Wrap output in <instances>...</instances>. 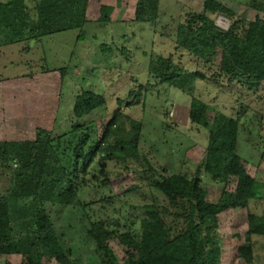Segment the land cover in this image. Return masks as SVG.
I'll use <instances>...</instances> for the list:
<instances>
[{
    "label": "trees",
    "instance_id": "1",
    "mask_svg": "<svg viewBox=\"0 0 264 264\" xmlns=\"http://www.w3.org/2000/svg\"><path fill=\"white\" fill-rule=\"evenodd\" d=\"M89 0H31L30 15L25 0H0V47L39 44L55 34L82 30L88 22ZM116 0L115 5L119 6ZM159 0H136L135 24H154L158 18ZM257 15L253 21L238 17L225 6L204 0L202 13H187L176 27L174 50L193 59L197 69L186 70L173 56L150 61L148 74L157 84L168 85L189 98V124L205 132L204 155L191 176L159 174L139 154V122L130 121L135 133L120 135L113 129L120 113L116 110L100 138L91 121L95 111L105 106L99 95L89 90L76 95L67 132L53 135L37 128L33 141H0V258L10 264L12 256L20 264H118L108 248L117 241L124 255L122 264H221L222 240L218 217L229 210H248L250 201L260 198L263 179L246 172V162L237 153L240 117L227 118L193 97V81L225 83L258 94L264 91V1L249 0L246 5ZM113 12L109 5L99 7L96 22L106 24ZM223 17L230 24L225 31L214 25ZM66 69L34 71L27 76L56 72L59 85ZM224 84V85H225ZM222 85V84H221ZM224 87V86H223ZM129 92L127 100L139 103ZM127 118V117H125ZM128 119V118H127ZM262 157H260V161ZM143 165L142 182L124 183V190L114 194L107 165L122 166L129 172L135 163ZM202 175L220 186L215 203L207 200L201 188ZM126 176V175H125ZM101 190L100 194L96 191ZM104 190V191H103ZM145 191L150 201L140 208H126L121 198ZM154 192L156 195L152 194ZM81 197V198H80ZM118 205V206H117ZM59 212V213H58ZM65 215L67 229L81 236L79 256L57 228ZM108 214H111L108 216ZM76 224V227L72 226ZM78 237V236H77ZM253 237L264 238V215L246 213V231L234 260L253 264ZM92 245V254L82 250Z\"/></svg>",
    "mask_w": 264,
    "mask_h": 264
},
{
    "label": "rangeland",
    "instance_id": "2",
    "mask_svg": "<svg viewBox=\"0 0 264 264\" xmlns=\"http://www.w3.org/2000/svg\"><path fill=\"white\" fill-rule=\"evenodd\" d=\"M213 1L248 21H253L257 15L246 6L249 0ZM115 2L89 0L86 14L88 22L82 30L55 34L43 38L36 45L31 41L26 50H23L24 44L0 47V141H33L37 128L53 135L67 132L73 121L71 110L76 95L80 91L89 90L105 101V106L86 120L93 122L98 138L112 114L119 109L121 115L112 128L118 129L120 135L132 136L136 131L132 129L130 121L139 122V154L159 174L165 170L168 175L191 176L204 155L205 132L189 124L190 98L168 85L157 84L148 74V66L150 61L172 55L174 62L180 61L185 71L194 72L197 69L193 59L174 50V40L176 27L185 14H201L204 0H159L158 18L152 25L133 22L136 0H122L119 6ZM25 3L33 16L34 4L31 0H25ZM101 5L113 8L106 24L96 22ZM258 16L264 18L261 14ZM229 24L223 17L214 18V25L222 31ZM1 31L0 27V44L4 40ZM29 67L31 71L64 68L66 75L59 85L56 72L40 75L37 71L27 76ZM221 84L193 81L192 95L227 118H241L242 131L238 133L236 153L246 162L247 174L250 177L260 176L264 183V91L252 94L240 86L225 87V83ZM138 88L142 89L141 96L139 103L134 104V99L127 100V95L129 92L137 95ZM107 168L111 175L110 188L114 194H120L127 181L136 184L142 182L140 173L143 165L140 162H135L129 172H124L122 166L113 163L108 164ZM200 179L207 200L215 203L221 191L220 186L206 175ZM101 192L96 191L97 194ZM260 192V198L250 201L247 211L229 210L219 215L221 264H242L234 258L246 231V213L249 211L264 215V187ZM152 194L156 195L154 192ZM147 196L145 191L140 190L121 200L126 208L138 210L140 216L141 206L150 202ZM60 217L56 224L58 230L62 233L68 230L67 234H74L71 238L66 233L64 236L65 240H72L70 246L76 251L72 255L75 258L82 249L78 242L81 236L71 232L73 229H67V222L63 221L65 218ZM72 226L76 227V224L72 223ZM252 243L253 264H264V238L253 237ZM108 248L117 263L122 264L125 258L118 242L110 241ZM82 252L85 255L92 254V245H88ZM80 260L86 264L85 256H80ZM5 261L0 258V264ZM9 262L20 264L21 258L12 256ZM43 264L55 263L44 260Z\"/></svg>",
    "mask_w": 264,
    "mask_h": 264
}]
</instances>
